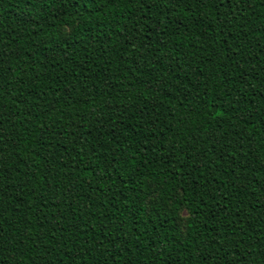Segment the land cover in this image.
<instances>
[{
	"label": "trees",
	"instance_id": "obj_1",
	"mask_svg": "<svg viewBox=\"0 0 264 264\" xmlns=\"http://www.w3.org/2000/svg\"><path fill=\"white\" fill-rule=\"evenodd\" d=\"M0 264H264V0H0Z\"/></svg>",
	"mask_w": 264,
	"mask_h": 264
}]
</instances>
